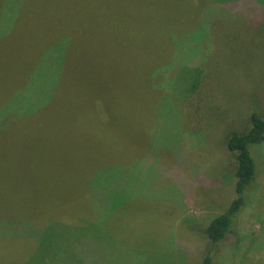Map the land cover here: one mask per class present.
<instances>
[{"label":"rangeland","instance_id":"1","mask_svg":"<svg viewBox=\"0 0 264 264\" xmlns=\"http://www.w3.org/2000/svg\"><path fill=\"white\" fill-rule=\"evenodd\" d=\"M256 6L261 12L253 9L256 13L252 24L248 22L246 10L235 9L234 13L220 17L218 25L210 27L212 36L203 48L208 54L202 53L205 63L198 66L200 69L195 73L204 80L200 87L202 93L210 90L208 83L212 77L217 79L221 75L224 84L218 97L211 95L208 100L203 98L202 102H194L193 109V118H200L203 112L205 119L212 122L211 127L201 128L210 141L214 137L219 139L216 149L220 153L214 148L215 142H209L214 150V163L207 151L203 150V155L195 150L189 151L190 141L185 134L194 126L187 123L182 112L184 109L188 111V102L197 95V92L192 95L189 90L192 69H177L175 84L162 90L158 87L161 79L152 82V97H157L155 110L143 105L127 108L124 68L120 61L112 67L105 53L100 59L101 71H97L98 65L94 62L88 65L85 86L76 70V62L74 71H70L71 62L80 59L75 44L73 49L66 43L69 69L65 61L59 68L61 48L57 44L60 40L51 47L54 52H51L48 65L43 69L41 60L37 63L41 51L55 37L61 36L60 32L74 33L82 21L90 24L92 9L89 5L82 9L70 3L59 7L60 13H68L77 21L75 25L61 26L64 18L60 16L58 26H48L45 17L40 22L38 16L31 15L24 26H16L15 34L8 40L20 49L19 56L24 58L18 62L10 60L2 67L0 106L20 102L23 103V112L5 117L3 122L6 121L7 126L0 130V218L11 219L13 213L26 212L28 216L24 220L49 231V225L42 222L43 216H48L44 211L50 204L54 206L58 201L73 200L89 215L84 185L89 186L95 178L107 180L115 176L123 191L118 201L125 198L127 204H122L120 215L114 217L116 220L109 229L110 232H123L118 236L126 244L123 252L134 257L131 260L124 258L120 264H137L142 249L156 245L152 239L155 232H166L167 235L174 232L175 235L186 232V224L190 230L203 229L233 197L228 177L222 176V168L231 169L233 165L224 146L231 127L237 128L235 123H240H233L232 118L241 121L249 115L254 107L253 101L257 103L259 113H264V4ZM95 8L98 12L104 11L98 5ZM169 9L174 23L178 12L174 6ZM257 24L263 31L256 28ZM218 32L221 41L215 42ZM80 34L84 35L83 32ZM86 38L92 40L91 35L83 39ZM25 45L28 50L22 54ZM219 46L222 52L217 51ZM94 49L98 51V48ZM36 72H41L40 96L22 95ZM222 92L226 93L225 103ZM195 107H198L196 111ZM195 129L198 130L197 126ZM199 141L203 142L202 139ZM181 149H184L182 152L186 153L188 162L183 161L180 154L177 159ZM160 151L168 155L166 161L157 155ZM256 151L259 175L254 201L241 211L236 224L241 235L240 246L237 250L223 246L216 264H264V257L256 251L259 246L264 247V145ZM158 156L167 170L175 164L179 165L177 168H183L196 158L200 160L196 166L203 168L200 173L188 168L190 184L183 185L167 174L159 178L161 163ZM229 173L226 171L228 176ZM200 177L202 182L198 181ZM50 188L56 192H50ZM77 194L80 199L74 198ZM160 209L164 210L162 215L158 213ZM21 217L17 215L15 218ZM63 220L67 222L63 223V229L72 235L86 224L83 219L79 223L66 217ZM53 228L56 227L50 229ZM182 236L186 239L192 237L190 233ZM167 239L170 241V237ZM6 246L9 250L10 243ZM7 253L0 254V264L12 261L11 253ZM167 259L173 263L180 261L174 251L170 257L167 255Z\"/></svg>","mask_w":264,"mask_h":264},{"label":"trees","instance_id":"2","mask_svg":"<svg viewBox=\"0 0 264 264\" xmlns=\"http://www.w3.org/2000/svg\"><path fill=\"white\" fill-rule=\"evenodd\" d=\"M68 3L75 4L79 9L89 5L92 9V21L90 24L82 21L76 26L74 33L60 32L62 35L55 37L51 46L48 45L41 51L37 63L41 60L40 66L44 69L48 65L51 52H54L51 50L53 43L60 40L57 44L61 48L59 68L65 61L69 69L67 44H70L69 47L73 49L75 44L77 47L75 50L80 53V59H74L71 62L70 71H74L76 62V70L82 79V85L85 86L88 65L94 62L98 65L97 71H101L100 59L102 53H105L112 67L120 61L124 68L123 80L128 96V100L125 99L126 107L143 105L147 108L152 107V110L153 107L155 110L157 106V97L153 98L154 85L152 82L161 79L158 87L162 90L175 84L178 76L174 72L177 69H192L189 75L192 76L189 90L193 92L192 95L195 92L197 95L188 102V111L184 109L182 112L184 118L188 119V122L185 119V123L197 126L198 130L193 126L185 134L190 141L189 151L195 150L201 155H203V150L207 151L214 163V150L209 142L214 141L216 149V146H219V139L214 137L210 141L208 134L201 128L211 127L212 122L205 119L203 112L200 118H193V109L194 102H202L203 98L208 100L211 95L218 97L220 90L224 89V84L220 78L221 75L218 78L215 76L217 79L212 77V81L208 83L210 90L202 93L200 87L204 80L199 75V77L195 76V73L200 69L198 66L202 67L205 63V55L202 53L206 56L208 54V51L203 52V48L206 47V43L209 44L210 36H212L210 27L218 25L220 17L224 18L226 14L234 13L235 9L246 10L249 14L247 15L248 22L252 24L255 10L261 12L260 7L256 5H263L264 0H67V3H64V0H0V72L10 60L18 62L24 58L19 56L20 49L13 46L8 39L15 34V27L24 26L31 15L38 16L40 22L45 17L48 26H58L60 16L64 18L61 26L77 24L70 14L59 12V7L66 6ZM97 5L104 11H96L95 6ZM171 6H174L178 12L174 23H172L173 18L169 9ZM113 7H115L114 10ZM229 11L233 12L228 13ZM256 28L264 30L259 24ZM88 34L92 36V40L83 39L88 37ZM220 37L221 33L218 32L215 42H220ZM94 48H98V51ZM26 50L28 48L25 45L21 49L22 54L26 53ZM217 51L222 52V47L219 46ZM93 59L95 60L92 61ZM40 73L33 74L31 83L25 89L23 88L22 93L24 94L22 95L26 93L32 97L40 96L38 93ZM76 80H78L77 77ZM222 93V100L225 103L226 93ZM253 103L252 111L241 121L232 118L233 123L235 121L240 123H235L237 128L231 127L224 139L225 151L231 155L233 160L231 169L226 166L222 168V176L226 175L233 187V197L227 207L212 217L203 229L190 230L186 224V232H178L175 235L174 232L170 235L166 232H155L152 239L156 245L142 249L137 264H216V258L223 246H229L234 250L239 248L241 235L236 229V224L241 211L254 201V193L257 190L256 181L259 175L256 149L264 145V113H259L256 108L257 103L255 101ZM197 108L195 107V111ZM20 112H23V103L2 104L0 106V130L7 126L6 121L3 122L5 117L17 116ZM147 117L149 119V114ZM238 117H240L239 114ZM154 124L155 122L152 126ZM207 130L210 131V129ZM200 139L203 142H200ZM183 150L178 151L177 159L180 154V158L188 162ZM216 151L219 152V149L217 148ZM157 155L162 156L161 159L164 161L167 160L166 153L160 151ZM159 156L161 163L159 178L167 174L183 185L190 184L188 180L190 169L188 168L197 169L198 171L193 172L199 173L203 168L196 166L200 162L196 158L183 168H177L179 165L175 164L167 170ZM228 170L231 172L229 176L226 174ZM115 179V176L107 180L95 178L89 186L84 185L83 189L86 188L87 191L84 198L90 209L89 215L82 209L81 204L73 200L71 202L58 201L54 206L50 204L44 211L48 216H43L42 222L46 226L49 225V231L44 230L46 227L40 228L36 224L37 227H35L29 224V221L24 220L28 216L26 212L13 213L11 219L0 218V254L11 253L12 261L8 262L9 264H120L119 262L124 258L133 259V256L128 257L130 253L126 256L123 252L126 244L118 237L123 232H110L109 229V225L113 227V221L116 220L114 217L120 215L119 210L122 209V204H127L125 198L118 201L123 191L121 183H116ZM198 181L203 180L200 177ZM50 192L56 191L50 188ZM74 198L80 199L81 196L77 194ZM158 213L162 215L164 210L160 209ZM17 215L22 217L15 218ZM63 217L71 218L73 222L83 219L86 224L77 228L72 235L69 230L63 229L64 224L67 223H64ZM51 227L56 228L50 229ZM186 233H190L192 237L187 239L183 237L182 234ZM167 237H170V241ZM163 239L166 240L168 246ZM8 243H10L9 250L6 249ZM164 245L166 247H162ZM173 251L180 261L173 263L167 259V255L170 257ZM256 251L264 257V247L259 246Z\"/></svg>","mask_w":264,"mask_h":264}]
</instances>
